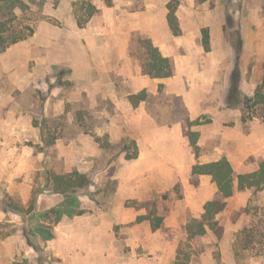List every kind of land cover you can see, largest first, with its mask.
<instances>
[{"label":"rangeland","instance_id":"rangeland-1","mask_svg":"<svg viewBox=\"0 0 264 264\" xmlns=\"http://www.w3.org/2000/svg\"><path fill=\"white\" fill-rule=\"evenodd\" d=\"M21 1L14 10L17 19H13L6 4L0 0V21H7L10 30L16 24L20 26L18 29L29 26L34 30L28 39L0 50V140L21 139L18 147H6L11 148L10 152L0 157V200L9 194L28 207L36 191L37 201L35 209L26 218L4 212L0 203V239L21 231L26 240L24 229L32 231L37 225H50L54 238L46 240L45 234L40 232L36 237L30 235L40 250L33 249L26 240L31 255L13 264H176L177 260L178 264H264V190L250 189L253 193L251 198L239 210L234 209L241 200H232L234 208L219 217L225 229L221 239L209 230L205 236L190 242L186 225L193 218L200 217L203 203L215 196L217 187L214 182L203 183L202 175L190 176L192 172L186 169L183 177L165 178L163 191L153 190L147 177H133L137 166L133 160L125 158L123 150L132 140L130 137H119V131L114 137L105 134L98 143L94 128L101 121L83 110L74 115L81 128L70 126L68 113L44 115L47 94L54 85L65 89L63 97L68 95L71 73L54 67L48 71V66H38L37 60L26 61L25 58L30 52L37 53L38 30L41 34L53 36V31L49 32L47 28H55L56 38L64 37L71 32L69 21L77 22L75 3L92 0ZM165 1L176 2L177 13L179 9L185 12L195 10L197 17L187 19L188 22L201 25L203 30H209L207 23H211L217 31L214 48L210 38V51L203 44V52H194L196 59L204 65L202 68L206 74L205 77L201 75L194 86L202 96L198 98L201 106H208L209 111L216 113L202 114L197 119L202 121L201 126H206L208 135L216 132L220 136L209 138L204 143L200 155L196 156V163L227 156L236 175L257 170L264 161V104L242 102L238 106H229L228 102L236 99L237 94L233 96V91L240 92L237 97L241 100L246 96L254 97L263 81L264 0ZM141 8H145L143 0ZM219 20L223 23V36L219 34ZM139 37L144 36L139 33L133 36L131 55L143 63L146 53L138 41ZM97 40L101 41V37ZM52 53L54 59L58 51L53 48ZM43 74H46L45 78H42ZM151 102L160 107L158 113H166L167 110L173 123L190 119L189 108L182 97L174 95L167 99L162 91L157 97H152ZM51 103L53 111L54 101ZM70 106L67 104V112ZM249 114L253 119L243 123L242 117ZM215 118L218 119L215 121ZM82 134L91 137L101 148V154L92 161L75 156L88 147ZM251 134L252 146L246 140ZM238 135L241 147L237 148L234 139ZM54 138L74 139L78 143L71 148L77 159L69 164L73 171L86 174L92 181V186L77 193L80 209L85 213L75 217L64 216L58 224L53 223L55 216L47 217V213L59 207L65 197L53 193L47 186L46 172L67 173V163L57 156V139L49 146V141ZM3 146L0 143V150ZM22 147L31 148L32 154L21 153ZM173 147L178 152L179 145L174 144ZM182 180L191 189L203 186L202 193L185 191ZM22 183H28L31 190L25 187L11 192L12 184ZM26 191H29V197H24ZM153 209L164 217L162 228L155 232L149 221L136 222L138 216ZM55 239L56 248L55 245L49 247ZM181 249L191 253L189 261L183 262L178 258ZM56 250L65 257L57 256ZM103 250L106 251L105 257Z\"/></svg>","mask_w":264,"mask_h":264},{"label":"crops","instance_id":"crops-1","mask_svg":"<svg viewBox=\"0 0 264 264\" xmlns=\"http://www.w3.org/2000/svg\"><path fill=\"white\" fill-rule=\"evenodd\" d=\"M112 1V6H109L105 0H92L100 10L99 14L95 15L84 28H79L75 20L69 21V31L71 32L64 37L57 39L55 28H47L49 32L53 31V36L50 33L49 35L41 34V31L38 30L36 32L39 36L37 53L35 55V52H30L25 60H37L38 66H48V71L52 67L70 70L71 76L68 80L71 82V86L68 89V95L63 97L65 89L60 85H54L51 92L47 94L44 104L45 116H60L68 113L71 116L70 126L81 128V124L77 122L74 115L83 110L101 121L94 128L95 134L98 136L103 137L105 134H109L114 137L115 133L121 131L119 137H130L138 145L139 156L133 160L137 166L134 167L133 177H147L153 190L163 191L165 178L183 177L185 174L183 171L186 169L192 172V167L196 164L197 159L189 138L185 135L184 122L173 123L169 119L167 110L166 113H158L160 107L152 105L151 99L159 95V86L163 84V95L167 99L174 95L184 98L189 108L191 121L199 118L202 114H216L214 110L209 111L206 108L208 106H201V101L198 98L202 96L194 86L201 75L206 76L202 68L204 65L196 59L194 53L203 52V27L187 21V19L197 17L198 13L195 10H186L185 12L179 9L177 14L182 33L175 36L169 26L168 2L165 0L162 2L143 0L145 8H141L142 0ZM218 22L220 23L219 34L223 36V23L220 20ZM207 28H210L211 47L214 48L218 38L216 37L217 31L211 23H207ZM135 33L150 38L162 54L170 58L175 66V76L158 79L144 74L141 60L131 55V45ZM40 35L42 36L40 37ZM98 37H101V41L97 40ZM53 48L58 51V55L54 54L56 56L54 59L52 58ZM45 76L46 74H43L42 78ZM145 89L149 92L148 99L135 107L129 97ZM51 100L54 101L53 111L51 110ZM67 104L71 105L68 112ZM163 114L165 116H161ZM217 114L221 113L217 112ZM217 119L215 118V121ZM239 124L241 125V120ZM193 130L199 132L200 147H203L209 138L220 136L216 132L208 135L206 126H194ZM82 135L83 142L88 147L83 149L84 152L76 153L75 156H81L85 161H92L101 154V148L90 139L91 137ZM238 136L237 139H234L237 148L241 147L240 136ZM1 139L3 140H0V143L5 147L3 146L4 148L0 150V157L4 156L3 154L7 155L8 151L10 152L11 148L6 147H18V142H21L20 138ZM246 140L250 146L253 145L252 134ZM77 144L74 139H57L56 148L59 151L57 156L66 161L67 173L73 171V166L69 163L75 162L77 157L74 156L71 148ZM174 144L179 145L178 152L174 151ZM25 148L22 147L19 151L23 154H32L31 148ZM33 157L34 155H32ZM221 158L206 160L203 163ZM184 162L188 164H183ZM191 175L193 174L190 173ZM200 178L203 183L213 182L210 176L202 175ZM181 184L183 189L190 193L201 194L203 191V186L199 185L191 189L185 180H182ZM25 187L29 191L31 190L28 183L12 184L10 190L16 192ZM29 191H26L24 197H29ZM216 194L218 195L216 196ZM252 194L250 189L239 190L236 188L235 194L228 199L227 208L223 212L234 208V201H232L234 198L241 200L234 209L239 210L241 206L245 205V202L249 201ZM220 197L217 188L215 196L209 200ZM206 202L202 206L203 212ZM221 214L218 215V219ZM56 240H53L49 247L52 248L55 245L56 248ZM26 246V240L21 231L5 239H0V264H13L22 258L29 257L32 251H29L30 247ZM102 252L105 257L106 251ZM56 255L65 257L57 250Z\"/></svg>","mask_w":264,"mask_h":264},{"label":"trees","instance_id":"trees-1","mask_svg":"<svg viewBox=\"0 0 264 264\" xmlns=\"http://www.w3.org/2000/svg\"><path fill=\"white\" fill-rule=\"evenodd\" d=\"M6 4V9L9 10V14L12 15L13 19H17L14 10L21 4V0H2ZM33 1V0H31ZM200 3H205L208 0H198ZM107 5L112 6V0H106ZM168 22L169 26L175 36L181 35V27L179 22V17L177 15V3L170 2L167 5ZM76 19L78 26L83 28L87 23L100 12V10L93 4L92 1H82L81 3H75ZM7 21H0V50H6L10 45L19 43L28 39V37L34 34V30L29 26H23L22 29H18L19 24H16L12 30L7 26ZM139 43L145 50L146 57L142 63L144 74L150 76L151 78L165 79L175 76L176 70L170 58L165 57L160 49L154 45L153 41L148 37H139ZM203 44L207 51H210V34L208 29L203 30ZM164 88L163 84L159 86V92H162ZM233 91V96L236 94L240 96V92ZM235 96V101L228 102L229 106H238L242 102L244 104L252 103L253 105L264 104V78L262 83L257 88L254 97H245L241 100L239 96ZM149 97V92L145 89L137 94L131 95L130 101L135 106L138 107L140 103L146 101ZM253 119L252 115H244L242 117L243 123L251 121ZM202 121L200 119L191 121L186 119L184 121V132L189 138L190 145L194 149L195 155L198 157L200 155L199 146V132L193 130L194 126L201 125ZM57 138L49 141V146L55 144ZM98 143H101L102 138L96 137ZM127 143V142H126ZM125 158L127 160L137 159L139 156L138 145L135 140H131L123 148ZM132 150V151H131ZM193 175H203L210 176L212 181L216 184L218 191L221 195L220 198L209 200L204 205V212L199 218H193L186 225V232L188 236V241H196L198 237L205 236L209 230L213 231L215 235L221 239L224 236L225 229L221 225L218 215L221 214L228 205V199L233 197L236 188L239 190L255 189L256 191L264 190V161L259 165V168L255 171L249 173H241L236 175L234 167L231 161L227 157H222L219 160L211 161L208 163H196L192 167ZM47 186L51 187V191L55 194H62L65 197L64 202L56 208H52L48 213L53 214L55 219L54 224H58L64 216H80L85 213V211L80 209V201L78 200L77 193L80 190L87 189L92 186L91 179L84 173L74 170L69 173H57L55 171L46 172ZM37 201V192H33V197L31 203L26 207L21 201L17 200L11 195H7L4 199L0 200L2 210L6 213L12 212L16 215L26 218L30 212L35 209V204ZM144 221H149L151 224L152 231H158L162 228L164 223V217L157 213L156 209H153L150 213L146 215H140L137 217L136 222L142 223ZM25 237L28 244L36 251L40 250L36 244H34L31 239L36 237L37 233H44L46 240H52L54 238V233L50 229V225H37L32 231H26ZM190 252L184 250H179L178 258L183 259V262L190 260ZM182 256V257H181ZM178 264V260L176 262ZM188 264V263H187Z\"/></svg>","mask_w":264,"mask_h":264}]
</instances>
